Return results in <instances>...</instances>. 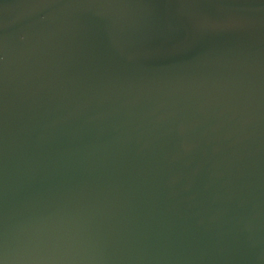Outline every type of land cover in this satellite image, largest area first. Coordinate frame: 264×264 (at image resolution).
Returning <instances> with one entry per match:
<instances>
[{
	"label": "water",
	"instance_id": "95a60500",
	"mask_svg": "<svg viewBox=\"0 0 264 264\" xmlns=\"http://www.w3.org/2000/svg\"><path fill=\"white\" fill-rule=\"evenodd\" d=\"M0 264H264V0H0Z\"/></svg>",
	"mask_w": 264,
	"mask_h": 264
}]
</instances>
